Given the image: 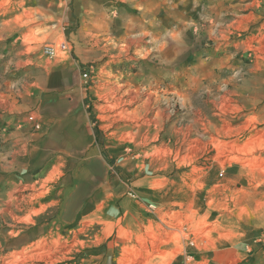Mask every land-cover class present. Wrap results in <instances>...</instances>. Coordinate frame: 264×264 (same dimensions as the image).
<instances>
[{
	"label": "rangeland",
	"instance_id": "1",
	"mask_svg": "<svg viewBox=\"0 0 264 264\" xmlns=\"http://www.w3.org/2000/svg\"><path fill=\"white\" fill-rule=\"evenodd\" d=\"M212 1L0 0V91L77 89L109 187L59 152L0 190V264H264V89L243 106L188 76ZM239 33L224 63L264 75V34Z\"/></svg>",
	"mask_w": 264,
	"mask_h": 264
},
{
	"label": "crops",
	"instance_id": "2",
	"mask_svg": "<svg viewBox=\"0 0 264 264\" xmlns=\"http://www.w3.org/2000/svg\"><path fill=\"white\" fill-rule=\"evenodd\" d=\"M208 7L213 11L210 16L205 14L202 17L204 30L197 36L201 40L198 48H193L190 54L194 57L206 55L212 63L191 65L190 72L196 74L188 75L192 84L206 89L212 84L218 85L219 89L231 84L232 94L243 106L250 104L252 99H261V91L252 94L251 89H264L262 71L251 68L239 73V67L227 66L224 61L230 60L236 51L244 53L247 50V46L242 45L245 41L236 39L239 31L245 34L243 31L249 30L257 37L264 34V0H213ZM231 45H234L232 49L229 48ZM229 68L231 71L226 70ZM234 74H238L240 79H236ZM77 93L76 89L74 98L69 97L68 92H60L55 84L39 90L27 86L20 92L7 91L6 88L0 91V190L11 191L36 184L44 171L54 167V156L59 152H85V160L104 167V190L108 200V165L103 156L105 146L96 143L97 134L88 126L89 118ZM30 112L35 114L38 129L27 118ZM102 184L103 181L99 186L103 190ZM99 200L102 208V198L92 199V206L96 209ZM60 215L63 217L62 213Z\"/></svg>",
	"mask_w": 264,
	"mask_h": 264
},
{
	"label": "built area",
	"instance_id": "3",
	"mask_svg": "<svg viewBox=\"0 0 264 264\" xmlns=\"http://www.w3.org/2000/svg\"><path fill=\"white\" fill-rule=\"evenodd\" d=\"M63 47H64V45H62ZM46 53H48L49 55H53L54 54V49L53 48H47L46 49ZM28 120L30 121V122H33L34 123V127L36 128V129H38L39 128V123L37 122V119H36V117H35V115H29L28 116Z\"/></svg>",
	"mask_w": 264,
	"mask_h": 264
},
{
	"label": "bare ground",
	"instance_id": "4",
	"mask_svg": "<svg viewBox=\"0 0 264 264\" xmlns=\"http://www.w3.org/2000/svg\"><path fill=\"white\" fill-rule=\"evenodd\" d=\"M165 224H166V223H165ZM176 225H177V224H176ZM180 225H181V224H180ZM164 226H165V225H164ZM158 230H159V229H158ZM156 234H157V233H156ZM157 238L160 239V238H162V237H161V235L159 234ZM156 242H163V241L157 240ZM165 243H167V242H165ZM144 244H145V243H144ZM154 244H157V243H154ZM158 247H159V246H158ZM149 253H150V252H149ZM149 255H150V254H149Z\"/></svg>",
	"mask_w": 264,
	"mask_h": 264
}]
</instances>
